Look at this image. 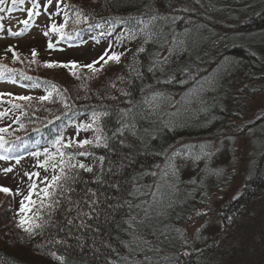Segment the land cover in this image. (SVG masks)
Listing matches in <instances>:
<instances>
[{
    "label": "trees",
    "instance_id": "1",
    "mask_svg": "<svg viewBox=\"0 0 264 264\" xmlns=\"http://www.w3.org/2000/svg\"><path fill=\"white\" fill-rule=\"evenodd\" d=\"M145 2H150L154 10L159 11L161 15H171L177 7V0H59L57 25L64 22L65 11L71 17L72 11L79 8L92 18L89 20L90 24L100 23L103 27L90 29L85 24L74 25L70 20L65 31L71 32L73 28H77L78 32L71 40H62L57 33L52 32L54 37L52 44L56 49L76 46L86 38L102 41L103 37L99 33L107 29L104 22L109 21L115 25L112 33L106 34L110 36L109 44L112 43L109 54L115 51L123 55L119 63L110 62L95 76H91L87 68L76 69L79 75L74 76L70 68H47L43 64L45 61L63 63L74 61L79 65H85L97 59H86L79 54L68 52L55 59L34 47V43H29L31 48L25 49L15 43L16 41L6 49L0 46V63L22 70L27 76L55 83L60 93L48 101H39L38 97L46 94V86L43 83L40 85L41 91L37 94L0 92L13 94L0 96V112H8V115L0 118V128L9 127L5 138L21 145L13 152V156L25 157L31 152H43L46 147L50 151H55L50 141L60 133L63 134L65 141L72 138H91L93 135L91 130H81L77 134L76 124L87 121L88 114L93 108L111 113L106 122L109 130H113L119 118L118 110L139 104L150 90L163 92L171 98L165 101L163 111L173 115H165L164 119L174 121L170 131L163 125L154 124L155 139L145 138L144 144L148 147L146 150L141 149L142 154H137L136 149H133L135 163L125 162L124 167L115 176L105 173L108 177L106 184L89 182L87 185L79 183L76 186L79 197L84 195L86 187L99 194L101 215L99 219L86 221L91 225L90 228L78 229L75 224L67 226L66 217L75 216L76 213L66 212L68 203L64 200L52 217L57 227H48L42 233L38 232L29 238L16 227L12 195L0 192V259L6 260L7 264H60L50 255L53 251L66 256L69 264H101L94 259L88 247L92 243L93 229L96 228H99L101 238L110 241L123 253L124 249L120 246L119 239H127V236L117 225L123 227L121 221L125 218L127 208L109 211L108 206L130 199L127 193L131 191L133 176H142L140 183L148 186L162 183L160 170L165 167V155L170 154L168 150L185 145H206L212 155L207 160L182 157L176 159L178 171L174 184L178 191L173 197L172 209L162 219V224L172 225L173 230L167 233L168 239H164L159 232L145 233L147 238L161 248V251L153 255V261L155 264H238L242 259L249 264H264V255L261 254L263 251L258 249L257 245L258 240H261L258 236L260 229L250 232L252 237L249 241H246L248 237H243L244 235L238 231L236 234L233 233V229L238 227L236 225L243 210L264 189V107L254 110L251 104L252 101L255 103L256 96L264 90V0H188L187 6L191 10L175 13L183 16L182 20L177 21V30L184 27L193 28L202 38V51L209 53L201 61L199 69L193 70L197 78L214 74L218 65L221 66L222 72L227 69L224 72L223 87L204 95L206 111L201 110L195 101L189 102L191 91L197 84L195 80L179 71L187 63L186 58L182 57L179 60L173 58L169 72L161 75L159 72L148 71L152 57L160 51L158 44L143 43L139 38L131 42L125 40L122 44L115 43V37L122 28L115 18L127 19L136 15ZM66 5L68 7H65ZM21 6L19 3L13 5L12 0H4V4L0 5L3 9L0 11V17L19 10ZM30 18L28 24L31 22ZM5 27L8 28L0 21V29ZM140 47L145 51L138 53L137 49ZM32 50L37 52L36 63H31ZM166 51L165 48L161 55H165ZM14 53L18 57L15 61ZM129 65H133L140 75H129ZM168 75L174 76V80L166 83L164 81ZM118 77L124 78V82L121 83ZM15 79L28 80L22 79L19 75ZM112 81H116L115 88L111 87ZM121 88L130 95H121L117 90ZM16 96H31L34 99L25 102L15 100ZM113 96L116 99H111ZM9 100L23 105V108L12 109L7 103ZM65 101L69 105L68 108L64 107ZM16 117L20 118L18 122H14ZM20 124L24 127L21 128ZM141 126L148 127L149 124L142 122ZM17 136L21 138L19 141L15 139ZM243 136L250 140L252 148L249 151L250 159L240 173L239 189L232 196L225 198L218 209L222 212L216 214L220 218V229L209 236L201 229H197L195 236L191 238L187 232L190 221L203 216L196 214L202 213L203 207L218 203L222 197L213 201L215 194L217 192L221 194L227 185L226 182L233 177L236 178L234 175L238 167L235 141ZM93 151L97 156L106 155L109 160L116 159L103 148ZM39 158L44 159L43 156ZM77 159L86 164L93 163L90 156H81ZM210 169L218 170V174L211 172ZM97 170L94 168L93 173H81L82 179L91 181ZM48 171L49 175L44 173V176L50 177L53 174L51 168ZM143 172H157V175L154 177L143 175ZM110 183H120V190L108 187L107 184ZM79 197L74 195L73 199ZM145 198L150 199V197L139 199ZM211 211L214 213L216 209L212 208ZM204 215L207 216V213ZM75 223L78 224L79 221ZM60 228H64V231H60ZM230 230L232 236L238 237L223 251L222 240ZM69 232L72 234L69 235ZM77 237L83 241V247L77 241ZM53 239L63 240L64 243L53 244L51 243Z\"/></svg>",
    "mask_w": 264,
    "mask_h": 264
},
{
    "label": "snow or ice",
    "instance_id": "2",
    "mask_svg": "<svg viewBox=\"0 0 264 264\" xmlns=\"http://www.w3.org/2000/svg\"><path fill=\"white\" fill-rule=\"evenodd\" d=\"M34 8H38L35 0H32ZM50 3L51 0H48ZM25 3V0H12V4ZM4 4V0H0V5ZM59 12V0H57ZM188 0H177V7L174 8L173 14L161 15L159 11L154 10V6L150 2H145L142 7L134 16H129L127 19L115 18L118 23L121 24V32L116 35L115 43L122 44L125 40L131 42L136 39H141L143 43L153 42L159 45L160 51L154 54L150 61L149 72H159L161 75H165L169 72L173 63V58L179 60L180 58H186L187 63L179 71L190 79L196 81V88L191 91L190 100L195 101L201 110L206 111V101L204 95L208 92H216L223 87L224 69L222 72L221 66H217V70L214 74H210L208 77L197 78L193 70H198L201 61L209 53L202 51L201 43L202 38L199 33L193 28L184 27L182 30H177V21L183 19V16L175 13H183L190 11V7L187 6ZM65 7H68L67 5ZM75 8V6H72ZM11 9H9L10 11ZM33 8L27 9L29 16L33 14ZM0 11H3L0 8ZM36 15L39 13L36 12ZM90 16L85 15L82 9L75 8L71 13V17L67 11L64 12V22L57 25L52 23L49 27L50 32L57 33L62 40H71L73 36L78 32L77 28H73L71 32L65 31L66 26L71 23L74 25L85 24L90 29L92 27L102 28L100 23L90 24ZM25 26L28 24V20H24ZM107 25L106 31H101L99 35L103 37L106 34H111L115 25L109 21L104 22ZM11 35H22V32H10ZM47 37L49 32H44ZM95 39V37H94ZM49 49L54 45L49 41ZM112 48V43L109 44V49L105 50L97 60L85 65H79L77 62L71 61L67 63L58 61H45L43 66L47 68H70L72 75L78 76L76 71L78 68H87L90 70L91 76H95L104 70V67L110 62L119 63L121 55L123 53H117L115 51H109ZM166 48V54L161 55V52ZM145 49L140 47L137 49L138 53L144 52ZM37 52L32 50L33 60L31 63H36L35 57ZM18 57L13 54V60ZM135 59V57H134ZM129 75L139 76L140 73L133 65H129ZM19 75L22 79H28L32 81V86H40L43 83L46 86V94L38 97L41 102L48 101L53 98L54 95H59L58 86L55 83L47 80L41 81L39 78H33L27 76L22 70L9 67L7 64L0 63V80H8L9 82L16 83L15 77ZM121 83L124 82V78H117ZM174 80V76L168 75L164 82H171ZM186 83L187 81H180ZM27 86V85H22ZM111 87H116V81L111 82ZM121 95L128 96L129 92L124 89H117ZM13 94H3L0 96ZM15 100L30 102L34 98L31 96H16ZM116 99V97H111ZM171 98L166 96L163 92L150 90L144 97V99L136 105L122 108L118 110V120L116 121V127L113 130H109L106 119L110 117L111 113L104 109L93 108L88 114L87 121H81L76 124L77 134L81 130H91L93 135L91 138L77 139L72 138L65 141L63 134H58L55 139L50 141L52 148L55 151H50L49 148H44L43 152L35 151L30 155L33 157L43 156V160L37 161V166L43 168L46 172L49 168L52 169L53 174L44 176L40 180V185L32 177H40L39 172L25 173L29 177V185L27 188V194L22 195L20 190H16V195H22V199L19 203V208L15 214L16 227L24 232L29 238L35 236L38 232L42 233L48 227H57V224L53 222L52 217L59 209L62 201L66 200L68 203L67 213L75 211V216H67L66 224L71 227L75 224L76 228L91 227L86 221L93 219H99L101 215L100 209V197L97 191L92 188L86 187L84 189V195L79 197V193L76 192V186L79 183L85 185L91 183L106 184L108 177L105 173L115 176L124 167L125 162L128 164L135 163L133 159V149H136L137 154H142L141 149L146 150L148 145L144 144L145 138L154 140V132L156 129L154 124L163 125L164 128L171 130V125L174 123L172 120H165L164 116L173 115L172 113H166L163 111L164 103ZM11 105L12 109H22L23 105L14 103L13 100L7 101ZM64 107L68 108L67 102H64ZM23 115V112H21ZM8 115V112H0V118ZM155 117V120H153ZM19 117H16L14 122L19 121ZM59 119V117H57ZM142 122H148V127H142ZM51 123V121H49ZM23 128L24 125L20 124ZM9 132V127L0 128V159H16L17 163L20 161L19 155L13 156V152L21 145L15 144L13 141H9L5 138V134ZM16 141L21 138L16 137ZM139 145V147H138ZM103 148L108 153L116 157V159L109 160L106 155L97 156L94 149ZM27 150V149H25ZM170 154L165 155V167L160 170V176L162 183H157L154 186H148L140 183L142 176H133L131 179V191L127 193L130 199H124L122 202H118L115 205L110 204L108 206L109 211L123 210L127 208L125 218L122 219L120 230L127 236V239H119L120 246L124 249L122 253L113 244L100 237L99 228L93 229L92 243L88 247L91 249L94 259L100 261L101 264H155L153 261V255L161 251L158 244L154 243L151 239L147 238L146 232L155 234L159 232L164 239H168L167 233L173 230L172 225L162 224V219L173 207V197L175 192L178 191L174 184L176 172L177 158H188L193 160H201L211 157L212 153L208 150L206 145H185L175 150H168ZM160 155V153H157ZM81 156H90L93 159L92 164H86L77 159ZM94 168L98 169L91 181L83 180L81 173H93ZM159 169L160 166L158 165ZM5 172L12 171L11 168L4 169ZM211 172L217 173L218 170L210 169ZM143 175L156 176L157 172H143ZM202 181V178H201ZM108 187L120 190V183L107 184ZM154 188V190H153ZM145 189H148L147 191ZM0 192L7 195H12V190L0 186ZM76 195L79 198L73 199ZM35 197V198H34ZM140 197H150V199H139ZM138 201V202H137ZM87 208V210H85ZM199 215L205 213L197 212ZM79 221L76 224V221ZM60 231H64V228H60ZM178 231V230H177ZM72 233L69 232V235ZM81 247H83V241L80 237L76 238ZM53 244H62L63 240L53 239ZM39 247V246H37ZM50 255L58 260L60 264H69L66 256L58 255L55 251ZM142 256V258H140ZM0 264H7V261L0 259Z\"/></svg>",
    "mask_w": 264,
    "mask_h": 264
},
{
    "label": "rangeland",
    "instance_id": "3",
    "mask_svg": "<svg viewBox=\"0 0 264 264\" xmlns=\"http://www.w3.org/2000/svg\"><path fill=\"white\" fill-rule=\"evenodd\" d=\"M36 4L39 5L38 8H34L33 2L30 0H25V3L21 6L19 10L11 11L6 13L5 17H0V21L3 24L8 26L0 29V46L4 49L7 48L12 42L20 44V46L25 48H31L30 45L34 43V47L39 48L42 53L49 55L52 58H60L66 53L70 54H79L86 59H97L102 54L105 53L106 49H109V35H104L102 41H94L93 39L86 38L76 46H71L70 48H57L49 49V41L51 43L54 41L53 33L49 31L50 24L55 23L59 19V12L57 11L58 4L57 0H51L49 3L48 0H35ZM33 8V14L29 16L27 9ZM39 14L36 15L35 13ZM31 17V22L27 26L21 23L24 20H28ZM57 24V22H56ZM12 33L22 32V35L11 36L9 31ZM48 31L49 35L46 37L44 32ZM31 43V44H29ZM33 48V47H32ZM69 48V49H68ZM29 50V49H26ZM16 80V79H15ZM16 83L9 82L8 80H0V92H11L18 94H37L41 91V87L32 86V81L16 80ZM27 85V86H22ZM255 103L251 102L254 110L264 107V90L260 92ZM73 128L75 125L72 126ZM73 131V130H72ZM236 148V158H237V167L236 178H232L230 181L226 182V186L222 190L221 194L217 192L215 198L220 199L217 203H212L208 207H203L201 209L202 213H207V216L203 215L201 218H196L190 221V225L187 227V232L191 238L196 234L197 229H201L205 232L206 236L213 235L216 233L221 224L219 222L220 218L217 217L218 213H222L221 204L224 199L232 196L240 187L241 181L240 173L243 168H245L247 161L250 159L249 151L251 148L250 140L248 137L243 136L242 138H237L235 141ZM247 154V155H246ZM42 158H39L41 160ZM38 159L28 154V156L20 157L19 163L16 159H0V186L7 187L12 190V201L14 204L15 213L19 208L20 200L22 195L27 194V188L29 185V177L25 173L39 172L40 177H32L33 180H36L38 185H40V180H42L44 173L49 175V171L45 172L43 168L37 166ZM11 168L12 171L5 172L4 169ZM19 189L22 195H16V190ZM216 209L213 213L211 210ZM238 227L233 229V233H241L246 238V241H249L251 231L254 229L259 230V239L258 240V249L263 251L261 254L264 255V189L249 203V205L243 210L242 216L237 223ZM253 228V229H252ZM236 230V231H235ZM238 237V236H237ZM237 237L232 236V231L226 235L222 240L224 251L230 246V243L234 242ZM241 238V237H240ZM246 243H244V248ZM248 254V253H247ZM248 258V257H247ZM235 261V260H234ZM246 261V260H245ZM248 261V259H247ZM250 262V261H249ZM238 264H249L244 262L242 259Z\"/></svg>",
    "mask_w": 264,
    "mask_h": 264
}]
</instances>
